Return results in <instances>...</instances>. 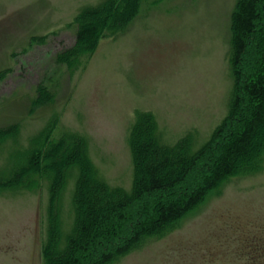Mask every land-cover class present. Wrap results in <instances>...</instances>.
I'll return each mask as SVG.
<instances>
[{"label":"rangeland","instance_id":"rangeland-1","mask_svg":"<svg viewBox=\"0 0 264 264\" xmlns=\"http://www.w3.org/2000/svg\"><path fill=\"white\" fill-rule=\"evenodd\" d=\"M111 1L0 0V129L11 128L0 138V264H44L48 238L53 247L61 245L73 226L79 167L73 164L53 189L50 165L62 152L38 162L37 150L49 155L53 145L76 143L99 180L130 194L137 116L149 120L150 133L163 144L185 139L193 151L222 144L245 122L238 115L227 120L235 93L242 96L230 45L238 0H114L115 14L93 50L79 64L68 60L64 54L74 48L80 16ZM258 12L236 69L242 84L264 71V0ZM225 122V132L215 137ZM33 151L20 181H5ZM208 154L179 190L187 192L207 176ZM169 197L125 207L123 218L80 255V264L93 263L102 246L127 235L133 224H148L154 204ZM112 257L104 264H264V154L250 172L208 191L171 228Z\"/></svg>","mask_w":264,"mask_h":264},{"label":"trees","instance_id":"trees-1","mask_svg":"<svg viewBox=\"0 0 264 264\" xmlns=\"http://www.w3.org/2000/svg\"><path fill=\"white\" fill-rule=\"evenodd\" d=\"M259 3L260 0H238L231 15V65L236 80L235 89L242 91V96L235 93L227 120L238 115L236 118L243 116L245 122L240 127L234 126L233 132L229 131L232 132L230 137L222 144L219 142L209 149L211 143L201 150L193 151L184 139L168 146L159 141L154 132V135L150 133L147 118L141 120L137 116L130 138L134 181L130 194L125 193L127 196L108 188L96 177L92 167L86 164L88 163L86 159L79 155L76 143L65 149L60 148L61 145H53L55 149L49 155L46 151L41 153L37 150L38 162L40 159L41 161L53 159L51 155L56 156L62 152L58 160H51L50 166L55 178V183L52 178L53 189L60 183L61 175L73 164L79 167L73 196V226L62 238L61 245L53 247L52 243L55 241L48 238L47 247L43 249L44 264H80V255L89 252L104 228L115 219L123 218L125 207L140 199L144 202L155 195H170L168 199H160L154 204L155 217L148 224L137 226L131 224L132 229L127 235L109 241L106 247L102 246L91 264H104L113 258L112 256L126 252L139 241L171 228L172 224L198 205L205 194L223 180L238 172H250L251 166L256 167L259 164L264 154V71H260L256 77H251L242 84V73L236 70L245 55L249 37L256 29ZM114 6L116 2L112 0L110 3H102L96 8L84 11L80 16L74 48L68 51L70 53L64 54L69 57L68 60L74 59L73 61L79 64V59L82 60L93 50L102 28L109 17L115 14ZM62 62L70 64L67 60ZM239 104L243 108L237 110ZM225 124L226 122L217 129L215 137L224 131ZM10 133L11 128L0 129V138ZM143 135L145 139L141 140ZM207 150L210 151L207 156L210 159L207 176H201L193 189L190 188L187 192L179 190L180 185L185 182L186 177L195 169ZM29 155L30 152L23 154L26 162L14 165L11 169L12 177L7 176L8 179L5 181H10L9 183L20 181L25 169L31 165V159L35 158L34 151L30 157Z\"/></svg>","mask_w":264,"mask_h":264}]
</instances>
